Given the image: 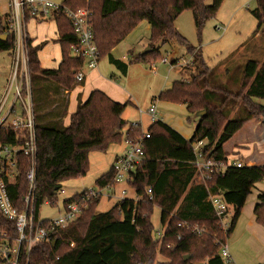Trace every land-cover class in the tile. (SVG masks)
Instances as JSON below:
<instances>
[{
    "label": "trees",
    "instance_id": "trees-1",
    "mask_svg": "<svg viewBox=\"0 0 264 264\" xmlns=\"http://www.w3.org/2000/svg\"><path fill=\"white\" fill-rule=\"evenodd\" d=\"M252 13L257 20L256 34L264 33V0H256ZM223 0H62V6L72 10L88 8L99 50V60L108 57L118 67L126 63L115 59L112 50L143 20L151 25L150 51L140 54L135 61L151 63L161 57L159 47L172 40L187 46L192 61L200 71L190 81L175 80L171 88L160 92L158 98L171 103L185 104L190 113H198L199 120L190 138L162 120L153 122L144 140L145 156L129 186L138 199L124 198L107 211H98L101 196L87 202L79 217L61 228L56 236L45 242H34L28 264H226L219 255L221 243L233 231L245 199L255 183L264 179L263 165L244 164L227 166L214 171L209 179L198 180L194 144L205 141L202 152L207 160L226 162L228 151L224 146L253 119L264 120V62L248 61L244 72L237 77L238 88L222 97L212 93L207 79V66L200 48L189 46L188 40L178 31L176 19L190 10L198 36L209 19L214 18ZM37 14L27 10L26 19ZM62 48V60L56 69L40 66L38 50L44 43L32 46L28 40L31 91L35 114L37 140L36 160V215L47 202L56 206L58 190L68 179L84 176L89 169V153L105 152L112 144L124 139H137L145 135L140 125L129 124L122 117L127 103L112 100L101 90L91 92L89 98L78 104L71 114L69 125H64L67 99L52 101L44 93L39 80L52 82L59 94L73 89L78 82L74 76L84 60L70 55L77 37L72 22L63 13L56 16ZM3 33V29L0 30ZM7 35V34H6ZM7 42L12 43L8 34ZM174 60L172 65L176 64ZM23 95L27 94L23 84ZM240 101L241 111L231 112ZM58 102L59 108H51ZM231 105L229 107V104ZM27 131L0 126V145L18 146L24 142ZM17 173L5 178L14 205L22 210L23 197L28 191L26 173L30 159L22 151L16 154ZM99 188L114 184L113 168L96 179ZM58 188V189H56ZM151 189V193H149ZM87 189L63 201L79 200ZM220 197L229 204L234 214L230 226L222 230L220 219L208 196ZM261 203L255 207L258 223L264 226V192ZM160 208L161 236H155L152 222L154 207ZM197 225L202 232L193 230ZM0 229H9L14 223L0 210ZM55 240V243L52 242ZM162 256L164 260H159ZM186 256H190L185 259Z\"/></svg>",
    "mask_w": 264,
    "mask_h": 264
},
{
    "label": "built area",
    "instance_id": "built-area-1",
    "mask_svg": "<svg viewBox=\"0 0 264 264\" xmlns=\"http://www.w3.org/2000/svg\"><path fill=\"white\" fill-rule=\"evenodd\" d=\"M11 11L7 25L3 33L12 36V68L11 76L6 92L0 97V126H7L14 130L27 131L24 142L18 146L0 145V210L14 223L16 235H12L9 229H0V264H28L32 245L34 242H45L52 240L57 232L71 222L75 221L87 202L92 198L101 196L99 190L87 189L86 193L63 206L58 215L43 219L36 215V160H37V140L35 131V114L31 91V76L29 68L28 53V33L26 28V16L29 9L32 13L47 17L56 16L63 12L72 22L77 42L70 49V55L84 60L83 66L75 73L76 82L85 79L84 68H95L99 63V50L95 41V33L91 21V11L88 8L72 10L50 0H10ZM165 62L166 60H162ZM155 71V68L152 69ZM23 84H26L27 94L23 95ZM19 103L21 110L17 111ZM152 119L158 121L156 105L152 104L148 109ZM139 125L138 123H133ZM150 134L145 131V135L137 139H124V153L119 154L113 164L114 184L104 188L112 190L118 184L126 186L132 181L138 166L142 163L144 152V140ZM204 140L194 144L196 155V165L200 174L198 180L209 179L214 171H223L227 166L234 165L241 167L240 156H226V162L218 163L207 160L202 152ZM22 151L30 159V167L26 173L28 180V191L23 197L24 208L19 210L13 203L5 178H10L17 173L16 154ZM129 186V185H128ZM151 193V189L148 190ZM120 200L127 198V190L120 191ZM109 197L113 194L108 193ZM209 202L217 213L222 230L226 231L230 226L229 208L230 205L220 197L208 196ZM58 204V202H57ZM196 232L204 229L197 225L193 226ZM219 255L226 264H234L226 242L221 243Z\"/></svg>",
    "mask_w": 264,
    "mask_h": 264
},
{
    "label": "rangeland",
    "instance_id": "rangeland-1",
    "mask_svg": "<svg viewBox=\"0 0 264 264\" xmlns=\"http://www.w3.org/2000/svg\"><path fill=\"white\" fill-rule=\"evenodd\" d=\"M56 3L62 0H50ZM206 4H212V0H206ZM256 0H223L217 15L209 19L203 27L202 34L198 36L193 14L186 10L177 18V28L179 32L188 40L189 46L200 48L203 59L210 71L208 81L212 83V93L217 97H224L227 92H235L238 88L237 77L244 72V69L250 60L264 62V33L256 34L257 20L252 11L256 7ZM146 40H142L136 50L142 52ZM150 43V39H149ZM12 44V43H11ZM146 47V46H145ZM161 57L151 63L134 62L129 65L127 78L124 79L126 86L132 90L133 98H137L136 105L128 104L126 113L122 117L128 122H142L145 127L151 123L147 115L153 95H158L163 88H168L173 81L180 79V71L185 75L183 81H190L198 74L200 69L197 63L192 61L187 46L181 45L177 41L161 45L159 47ZM163 58L166 61L163 62ZM179 58L177 68L171 64V60ZM105 64H109L105 58ZM103 64V63H102ZM108 67L111 65H107ZM153 67L155 71H153ZM110 68V67H109ZM176 68V69H174ZM114 70V69H113ZM133 100V99H132ZM264 104L263 100H257ZM231 102L229 104V107ZM159 118L164 122H171L179 131L186 136H190L199 120L198 113H190L183 104L158 102ZM242 109L240 101L235 104L231 116L238 114ZM21 110L19 103L17 111ZM124 112V111H123ZM158 118V119H159ZM224 149L230 152V156L242 152L260 154L258 165L264 164V120L253 119L246 123L240 131L224 146ZM123 144H112L105 152L91 151L89 153V169L87 173L78 178L68 179L62 183L58 190V204L63 200L70 198L76 193L85 189L99 190L96 179L106 172L112 162L114 154L123 152ZM241 156V155H240ZM247 157L241 156L242 163H245ZM122 185L115 186L112 190L103 188L101 200L98 204V211H107L110 209L117 196L120 194ZM127 197H136V192L132 187L126 188ZM113 196L109 197L108 193ZM229 217L233 213V208H229ZM58 214V208L47 202H44L39 209L40 218H49ZM152 222L155 226V236L162 235L164 227L160 224V208L154 207ZM159 260H164L162 256Z\"/></svg>",
    "mask_w": 264,
    "mask_h": 264
},
{
    "label": "crops",
    "instance_id": "crops-1",
    "mask_svg": "<svg viewBox=\"0 0 264 264\" xmlns=\"http://www.w3.org/2000/svg\"><path fill=\"white\" fill-rule=\"evenodd\" d=\"M10 11H11L10 0H0V30L4 29V27L7 25L10 17ZM176 22L177 19L175 21V24ZM26 28L28 33V40L31 41L32 46H36L38 44L44 43V45L37 52V57L39 59L40 66L48 69L58 68L62 60V48L60 43L57 41V38L59 36V31L56 22V17L54 15H49L47 17L41 15H37L36 17H30L29 19H26ZM1 34L2 33H0V35ZM150 34H151V25L146 20H143L127 35V37L124 40H122L117 46L113 48L111 52L112 56L115 59L121 60L124 63H126L127 64L126 68L124 67V65H120V67H118L117 65L111 63L108 57H104L109 64H105L106 63L105 60L101 59L99 60L97 67L95 68L85 67L84 68L85 79L82 82H79L73 89H70L69 91L59 90V94L58 92H56L57 88L52 82H50L49 80H39V84L44 85L43 86L44 93L48 96V100L52 101L53 99L58 97H64V99H67L66 102L67 113L64 118L65 126L69 125L71 114L77 109L78 104L80 102L84 103L89 98L91 92L96 89L101 90L108 97H110L112 100L116 102L127 103V105L128 104L136 105L137 98L135 96L133 98L134 93L126 86V82H124V79L127 78L129 65L134 62H140V61H135V58L138 55L143 54L142 52H138V54L136 53L137 52L136 50H139L137 49V46L140 45L142 40L145 39L146 40L145 45L144 43L141 45L142 47H144V49L146 47H149ZM164 59L166 60V58H163V60ZM174 60L178 62L179 58L172 59L171 64ZM107 65H111L109 66L110 68ZM176 65L177 63L174 64L173 66L177 68ZM11 68H12L11 43L0 39V97L5 94L6 89L8 87L11 76ZM122 77H124V79L120 80ZM183 77H185V75L182 74V72L180 71L179 80H183ZM171 86L172 84L168 88H163L162 91L171 88ZM159 94L153 95L151 99L152 101L151 105L152 104L156 105L157 116H159L158 107H157L158 102L171 103L168 101L160 100L158 98ZM54 107H56V109H60V108L63 109V107L59 108L58 102L52 103L51 108ZM126 107L124 109L123 115L124 113H126ZM147 115L151 120V123H149L147 127H145V125L142 122L137 121V123L144 131H146L148 127L153 122H155V120H153L151 115L149 114L148 110H147ZM124 119L127 120L126 118ZM159 120L161 119L159 118ZM128 123L131 124V122ZM167 124L170 125L172 128H174L176 131H178L185 138H190L195 129V128L193 129V132L190 136H186L181 131H179V129H177V127H175L170 121ZM122 144H123V149L125 150V145L124 143ZM122 153H124V151L117 152L116 154H114L110 167L107 171L111 169L115 158ZM235 155L236 156L241 155L247 157L245 163L248 165H254V164L258 165L257 160L261 156L260 154L254 152H247L245 149H243L242 152H239ZM226 156H230V152H228V155ZM118 185L123 186L121 190L130 187L128 185L126 186L125 184H118ZM262 192H264V179L262 181L255 183L254 186L251 188L250 192L248 193L245 199V203L241 209V213L236 220L233 231L226 240V244L228 246V250L231 254L234 264H264V226L258 223L254 212L256 205L261 203L259 196ZM120 194L117 196V201H115V203H117L120 200L119 198ZM127 198H133V197H127ZM134 199H138V196L136 195ZM63 201L60 204H56V207L58 208V214L61 211H63L62 209ZM233 214H234V210L232 215L230 216V219L233 216Z\"/></svg>",
    "mask_w": 264,
    "mask_h": 264
},
{
    "label": "water",
    "instance_id": "water-1",
    "mask_svg": "<svg viewBox=\"0 0 264 264\" xmlns=\"http://www.w3.org/2000/svg\"><path fill=\"white\" fill-rule=\"evenodd\" d=\"M0 39L3 40V41H7L8 36H7L6 34H1V35H0ZM148 51H150V47H146V48L142 51V53L145 54V53H147ZM56 189H58V188H56ZM52 243L54 244V243H55V240H54ZM189 257H190V256H186L185 259H187V258H189Z\"/></svg>",
    "mask_w": 264,
    "mask_h": 264
}]
</instances>
